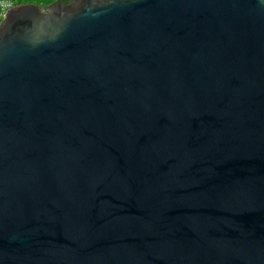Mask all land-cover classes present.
<instances>
[{
	"label": "water",
	"instance_id": "obj_1",
	"mask_svg": "<svg viewBox=\"0 0 264 264\" xmlns=\"http://www.w3.org/2000/svg\"><path fill=\"white\" fill-rule=\"evenodd\" d=\"M0 264H264V0L11 7Z\"/></svg>",
	"mask_w": 264,
	"mask_h": 264
},
{
	"label": "trees",
	"instance_id": "obj_2",
	"mask_svg": "<svg viewBox=\"0 0 264 264\" xmlns=\"http://www.w3.org/2000/svg\"><path fill=\"white\" fill-rule=\"evenodd\" d=\"M10 1H12L14 3V5L32 3V4H37V5H41V6L46 7L49 4H51L52 2L68 3L71 0H10Z\"/></svg>",
	"mask_w": 264,
	"mask_h": 264
},
{
	"label": "built area",
	"instance_id": "obj_3",
	"mask_svg": "<svg viewBox=\"0 0 264 264\" xmlns=\"http://www.w3.org/2000/svg\"><path fill=\"white\" fill-rule=\"evenodd\" d=\"M14 6L10 0H0V21L5 17L7 11Z\"/></svg>",
	"mask_w": 264,
	"mask_h": 264
}]
</instances>
